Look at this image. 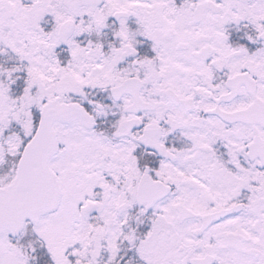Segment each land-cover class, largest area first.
<instances>
[{"label":"snow or ice","instance_id":"snow-or-ice-1","mask_svg":"<svg viewBox=\"0 0 264 264\" xmlns=\"http://www.w3.org/2000/svg\"><path fill=\"white\" fill-rule=\"evenodd\" d=\"M0 264H264V0H0Z\"/></svg>","mask_w":264,"mask_h":264}]
</instances>
